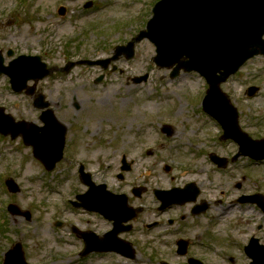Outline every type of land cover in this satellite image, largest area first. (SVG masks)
I'll return each mask as SVG.
<instances>
[{
    "label": "rangeland",
    "instance_id": "1",
    "mask_svg": "<svg viewBox=\"0 0 264 264\" xmlns=\"http://www.w3.org/2000/svg\"><path fill=\"white\" fill-rule=\"evenodd\" d=\"M156 1L0 0V51H3L4 57L8 49H12L15 56H39L48 67H62L68 61L107 58L116 45L125 44L144 28ZM87 2L93 3L88 13L83 9ZM60 7L67 10L63 17L57 14ZM153 56L154 47L148 41H143L136 45L133 59L116 62L118 71L109 72L100 83L95 84L94 81L102 72L87 67L74 68L68 74L55 73L38 82L37 91L44 95L57 118L68 127L64 159L48 172L32 156L31 148L23 146L21 139L0 137V264L3 254L16 242L22 244L25 258L30 264H159L161 261L186 264L184 259L171 251L175 249L174 228H171V232L166 228L163 238L161 228L145 232V225L158 218L152 197L149 196L140 200L147 208L134 223L135 230L124 236L136 246L135 259L104 255L82 261L78 256L80 242L74 237L71 225L103 234L110 229V224L97 215L75 209L69 204L75 194L84 192L77 177L80 164L99 179L96 182L111 186L117 183L113 170H117L120 164L121 153H128L131 159H140L134 175L151 172L147 179L154 186L159 183L166 185L167 180L173 177L171 185H183L188 179V176L183 178L187 174L184 173L185 169L191 167L200 178L192 175L188 180L195 179L202 183L201 198L211 200L210 216L221 214L223 211L220 208L236 204L242 192L249 193L256 188L264 191V165L260 167L259 174V169L249 171L251 177L258 174L255 178L257 186L243 178V174L248 173L241 171L239 165L230 164L224 176L210 172L213 167L199 152L214 151L225 157H231L235 152L230 146L221 151L217 145H212L217 149L213 150L201 144L218 133L215 123L210 125L201 110L206 85L198 75H181L172 80L170 70L154 66ZM5 60L8 61L6 57ZM144 74L149 75L146 82H131L132 78ZM251 85L257 86L259 92L249 99L246 90ZM222 90L236 107L242 128L251 137L264 139V58L257 57L250 61L222 86ZM0 107L16 121L41 125L38 120L40 112L33 108L32 99L24 93L14 94L5 76H0ZM131 119L133 122H130ZM163 123L172 126L174 133L171 137H160L159 129ZM197 126L202 128L203 135L193 138L190 132ZM98 137L103 138L101 142L104 144L111 142V139H116L118 143L114 145L111 142L107 149H89L87 143L93 142L91 139L99 143ZM75 139L78 140L76 145ZM194 140L201 142L196 145ZM83 143H86L88 150L79 152L78 146L83 147ZM157 144L161 146L157 147ZM197 146L202 149L194 153L195 160L191 161V149ZM147 148L152 150L144 154ZM158 158L169 163L173 169L172 177L161 171V163L152 166ZM203 166L206 172L202 174ZM132 177H129L131 182ZM7 178L13 179L19 186L17 193L7 191L4 186ZM237 185H241V189H237ZM9 204L16 205L20 211H28L30 219L10 215L6 210ZM217 204L221 207H215ZM186 213L181 211L174 216ZM187 214L186 217L193 221L200 219ZM261 216L254 206H237L222 219L214 218L215 225L211 227L213 238L206 236L209 227L204 236L202 226H192L188 219L186 232L191 235L186 236L194 241L204 236L203 240L211 245V248L195 246L191 251L196 255L193 256L205 259L207 264H228L227 253L228 260L234 256L238 262L234 264H239L243 258L239 245L244 243L247 235L256 234L259 223L263 225L261 233L264 234ZM57 221L63 223L59 228L55 227ZM209 221L210 218L203 220V223ZM174 225H178V222ZM237 226L241 228L236 229ZM153 256L155 258H151Z\"/></svg>",
    "mask_w": 264,
    "mask_h": 264
},
{
    "label": "water",
    "instance_id": "2",
    "mask_svg": "<svg viewBox=\"0 0 264 264\" xmlns=\"http://www.w3.org/2000/svg\"><path fill=\"white\" fill-rule=\"evenodd\" d=\"M152 12L153 17L147 24V31L141 32L134 42L145 38L150 40L156 47L154 62L159 67L177 65L172 76L183 69L195 71L204 77L209 85L204 110L221 123L227 136L234 140L238 138L240 144H244L243 151L249 150L248 142L244 141L245 136L241 134L244 140L240 138L236 111L219 86L249 58L259 54L264 56V0H161ZM62 13L63 11L60 12ZM132 46L133 42L127 47L117 48L116 57L112 60L123 52L132 54ZM104 62L85 63L93 66ZM1 73L9 76L13 89L20 92L26 88L29 80H42L50 71L46 70L38 57H20L9 68L2 67L0 59ZM256 90L251 88L249 96H254ZM33 91L34 88H30L28 93L32 94ZM35 106L44 108L47 104L39 97ZM2 120L12 121L10 118ZM41 120L45 127L40 133L33 126H30V130H25L24 123L11 126L12 128L0 127V132L11 134L12 139L22 134L25 144L32 145L36 156L48 170H52L62 158L65 128L49 111L43 113ZM255 158H264V155ZM85 182L91 186L89 181ZM6 184L11 191H18L12 181H7ZM97 194L90 190L84 196L89 210H95L91 203ZM9 210L18 214L13 206ZM114 250L121 253L118 247ZM5 264H26L20 245L17 244L8 254Z\"/></svg>",
    "mask_w": 264,
    "mask_h": 264
},
{
    "label": "flooded vegetation",
    "instance_id": "3",
    "mask_svg": "<svg viewBox=\"0 0 264 264\" xmlns=\"http://www.w3.org/2000/svg\"><path fill=\"white\" fill-rule=\"evenodd\" d=\"M243 178L244 179H247V181H250L252 184H256V186H257V182H255V181H252V177L250 176V175H245V174H243ZM123 180V179H122ZM243 181V180H242ZM240 184V183H239ZM236 188L237 189H241V185H237L236 186ZM259 192V189L258 188H256L255 190H252V191H250L249 193H244V192H242L241 193V195H246V196H248V195H253V194H256V193H258ZM263 194H264V191H263ZM203 199L201 198L200 199V201H202ZM199 201V202H200ZM250 206V205H249ZM242 206H240L239 208H241ZM210 208H211V205L210 204H208V211L210 210ZM251 208V207H250ZM244 208H242V209H240L241 211L243 210ZM241 222V221H240ZM238 227V229L239 228H241L240 226H237ZM262 229H263V225L262 224H257V233L256 234H250V235H247V239L244 241V243H241L240 245H239V249H241L242 250V253H243V258H242V262L240 261V264H243V263H248V258H247V256H246V254L244 253V248H245V245L248 243V241L250 242V240H253V239H257V240H259V242L262 244V245H264V234H262L261 232H263L262 231ZM171 251H173V249H171ZM229 262H234L233 261V259L232 258H230L229 259Z\"/></svg>",
    "mask_w": 264,
    "mask_h": 264
},
{
    "label": "bare ground",
    "instance_id": "4",
    "mask_svg": "<svg viewBox=\"0 0 264 264\" xmlns=\"http://www.w3.org/2000/svg\"><path fill=\"white\" fill-rule=\"evenodd\" d=\"M179 112H181V107H179ZM130 122H133V120L131 119ZM99 123H101V121Z\"/></svg>",
    "mask_w": 264,
    "mask_h": 264
}]
</instances>
